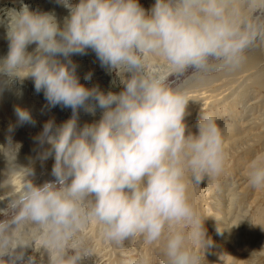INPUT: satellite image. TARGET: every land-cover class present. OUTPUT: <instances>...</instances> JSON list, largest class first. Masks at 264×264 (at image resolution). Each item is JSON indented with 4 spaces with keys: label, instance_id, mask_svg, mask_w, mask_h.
<instances>
[{
    "label": "clouds",
    "instance_id": "1",
    "mask_svg": "<svg viewBox=\"0 0 264 264\" xmlns=\"http://www.w3.org/2000/svg\"><path fill=\"white\" fill-rule=\"evenodd\" d=\"M56 3L69 12L62 25L55 11H34L23 0L19 10L0 9L8 41L0 92L30 78L49 108L72 110L61 124L45 122L34 138L35 159L42 165L54 159V179L38 185L35 159L19 165L12 138L17 125L35 120L30 110L15 108L17 124L9 125L0 149L16 157L10 174L23 171L26 180L0 209V264H21L29 248L46 254L47 264H84L94 252L86 238L93 223L113 247L137 238L149 246L162 242L161 264H201L197 248L211 240L189 187L223 173L227 125L205 112L192 133L189 93L213 74L241 70L248 51L264 46V0H155L149 10L139 0ZM88 50L119 78V93L81 84L72 57ZM153 59L161 63L154 67ZM189 72L182 84L170 79ZM97 109L100 119L81 125L80 111L95 116ZM245 171L253 189H264V151ZM25 264H36L35 256ZM122 264L153 262L141 253Z\"/></svg>",
    "mask_w": 264,
    "mask_h": 264
},
{
    "label": "rangeland",
    "instance_id": "2",
    "mask_svg": "<svg viewBox=\"0 0 264 264\" xmlns=\"http://www.w3.org/2000/svg\"><path fill=\"white\" fill-rule=\"evenodd\" d=\"M4 1L9 5V0ZM44 1L48 4V8L46 7L42 11H55L62 25L64 17L69 15L68 9L66 8V11L61 13V5L57 4L56 0ZM139 1L145 5L146 10H149L155 3V0ZM37 6H35L36 10ZM35 9L33 10L35 11ZM35 47L36 45H31L28 51H33ZM259 47L260 45L250 49L247 56ZM7 52L6 31L0 27V57L6 56ZM72 59L78 65L77 71L81 68L83 71L88 67L89 59L95 60L97 67L109 71L101 66L95 53L91 50H88L85 55H74ZM261 67L264 73V61ZM190 75L191 72L179 80L174 77H170V79L176 84H182ZM214 75L217 73L212 77H215ZM109 76L112 80H119L114 73H110ZM18 83L17 79L14 80L12 86L3 92L6 94L7 109L9 107L10 110L8 109L9 114L5 116L8 120H0V143H5L1 129L7 128L10 124H17L15 108L19 106L30 109V105L35 101L34 96L28 97L30 91L27 90L34 85V81ZM242 84V80L236 84L228 83L226 78L217 82L215 87H221L214 97L217 101H210L212 105L207 104L206 101L203 102L208 107L203 111H198L196 116L192 111L191 116L194 117L186 118V124L194 134L198 133L196 124L201 118V113L211 112L217 117L219 126L223 128L227 125L225 149L228 160L223 173L211 181L206 178L200 185H190L189 187L190 199L205 218L204 227L207 238L211 240V244L205 249L202 246L197 248L202 257L201 264H264V189H253L245 171V166L252 156L257 152L264 151V92L255 87L252 90L248 89L246 94L241 96L243 94V90L240 89ZM21 88H23L24 94ZM208 96L210 95L208 94ZM187 110L189 111L190 108L188 107ZM80 116L81 125L85 122L91 123L99 120L95 119L97 115L93 117L85 113ZM16 134L19 135L18 130ZM26 141H29L28 138ZM7 159L8 164L15 165V156ZM2 162L6 163L7 161L4 158L0 160V163ZM17 163L21 164L20 157L17 158ZM2 219L3 217L0 216V220ZM86 238L93 242L94 252L93 256L85 259L84 264H122L123 260L133 259L141 253L149 255L153 264H161L162 242L149 246L137 238L131 243H126L122 248H116L99 238L98 226L95 223L87 229ZM39 247L40 245L37 243V249ZM25 254V261L21 264H25L28 257L32 256H35L36 264H47V255L42 254V251H34L33 248H29Z\"/></svg>",
    "mask_w": 264,
    "mask_h": 264
},
{
    "label": "bare ground",
    "instance_id": "3",
    "mask_svg": "<svg viewBox=\"0 0 264 264\" xmlns=\"http://www.w3.org/2000/svg\"><path fill=\"white\" fill-rule=\"evenodd\" d=\"M9 1H10L9 3L10 6L8 4H5L4 0H0V9L16 8L17 10H19L20 1L19 3H18V0H9ZM44 2H45L44 0H23V3L28 4L32 10L35 9V6L37 5H38L37 9L39 10H44L46 7L48 8V4ZM69 2L72 4H76L79 2V0H69ZM139 3L141 4L142 2L139 1ZM142 6L145 9H147L145 5H142ZM60 11L61 13L65 12L66 8L61 5ZM263 61H264V46H260L259 49H256L255 52L247 56V62L241 70L233 74L217 73V75H214L215 77H211L203 85L195 86L193 90H191L189 93L190 103L188 107L190 108V110L189 111L187 110L189 113L188 115L189 117L187 116L188 119L194 117V116H191L192 111H193V114H195L196 116L197 115L196 113H198V111H203L206 107H208L203 102L206 101L207 104L208 103L211 104L210 101L212 100L217 101V99H214V97L216 93L221 89V87H215V86L217 82L223 81L224 78L228 80V83H232V84L239 83L240 80H242L243 84L240 86V89L243 90V91L241 90L243 94L241 96H243L244 93L246 94L248 89L252 90L255 87L260 88V90L264 92V73L262 72L263 68L261 67V65H263ZM95 63H96L95 60L89 59L87 62L88 67H86L83 71H82V68L79 71H77V74L80 77L81 84H84L86 87H89V88L99 85L101 90L105 92L114 91L116 93H119L122 90V86L119 85V80L117 79L118 85L113 87L112 79L109 76L110 72L107 70H103L104 68L101 69L97 67ZM156 63L159 64L161 62L156 59H153L152 66L154 67L158 66ZM89 74H91V78L87 79ZM21 75L23 76L24 74L22 73ZM17 80L19 81V83L22 84L24 82L28 83L29 80H32V79L27 78V79H24L23 82H21L19 78H17ZM23 88H21L22 91H23ZM27 90L30 91L29 92L30 95L28 97L34 96V99H35V101L30 105V109H28L32 113V116L35 120V125L28 124V123L23 124V125H17L14 132L12 133L13 142L20 145L19 151L17 147V151H18L17 158L20 157V162H21L20 165L22 166H28L30 163V158L35 159L37 157V153L40 149L34 138L43 130V125L45 124V122L54 118L57 124H61L64 121L71 118L72 116V110L70 108H61L60 106H56L55 108H49L47 106V101L45 100L43 92L37 93L35 91L34 85L32 87H29ZM3 92H0V120L1 121L8 120L6 119L5 116L9 114V111H8L9 107L7 109V106H6V94H4ZM23 94H24V91H23ZM208 94L210 96H208ZM97 110L98 112H96V115H97L95 118L96 120L100 119L101 117V110L99 109ZM80 114H85V112L81 110ZM15 117L17 118L16 115ZM13 125H16V124H13ZM8 127L1 129V133L5 137V140H4L5 143L2 142L0 143V145L6 144V137L8 135V131H7ZM17 130L19 131V135L16 134ZM27 138L29 141L25 142ZM0 151H4L7 158L15 156L8 150L0 149ZM4 158L5 157L3 156V154L0 153V160ZM53 164H54V159L52 158H49L46 162H44L43 165L41 164L40 160L35 159V177L33 179L36 184L38 185L43 184L45 181L52 180L54 178L51 175ZM8 167H14V165L13 164L7 165V162L0 163V209L6 208L7 199L11 195L12 190L13 189L16 191L21 190L26 180V175L23 171L13 172L10 174V172L7 170Z\"/></svg>",
    "mask_w": 264,
    "mask_h": 264
}]
</instances>
